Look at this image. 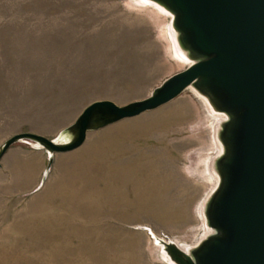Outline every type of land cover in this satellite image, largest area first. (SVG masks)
<instances>
[{"label": "rangeland", "instance_id": "obj_1", "mask_svg": "<svg viewBox=\"0 0 264 264\" xmlns=\"http://www.w3.org/2000/svg\"><path fill=\"white\" fill-rule=\"evenodd\" d=\"M170 21L145 0H0V145L21 132L55 138L94 101L147 97L188 65ZM217 121L187 89L88 132L45 178L47 153L12 145L0 160V264H169L149 230L178 244L202 236L213 187L197 164L210 127L216 180Z\"/></svg>", "mask_w": 264, "mask_h": 264}, {"label": "water", "instance_id": "obj_2", "mask_svg": "<svg viewBox=\"0 0 264 264\" xmlns=\"http://www.w3.org/2000/svg\"><path fill=\"white\" fill-rule=\"evenodd\" d=\"M171 16L170 34L185 69L139 100L87 105L55 138L16 133L0 145V160L26 142L47 153L81 146L90 131L159 108L192 89L218 117L216 184L202 203L205 230L178 244L149 230L169 264H264V0H145Z\"/></svg>", "mask_w": 264, "mask_h": 264}, {"label": "bare ground", "instance_id": "obj_3", "mask_svg": "<svg viewBox=\"0 0 264 264\" xmlns=\"http://www.w3.org/2000/svg\"><path fill=\"white\" fill-rule=\"evenodd\" d=\"M167 17H165V21L162 25V29H161V33L164 37V39L166 40V47L170 49L171 47V43L168 39L167 36V31H166V19ZM207 131H208V138L210 139V142L207 145V148L204 149L203 152H199V159H198V170H199V174L205 178L210 184L209 187L207 189H210L211 187H214L216 184V180L215 177L210 173L209 168H207L208 165V161L210 160L211 155L215 152H217V146L215 144H212V137H211V131H210V127H207ZM205 163V165H204ZM206 168H205V167ZM203 167L205 170H203ZM200 204V203H199ZM200 206V205H199ZM198 209V208H197ZM201 229V226L199 227V229H195L193 236L195 237L197 232ZM196 238V237H195Z\"/></svg>", "mask_w": 264, "mask_h": 264}]
</instances>
